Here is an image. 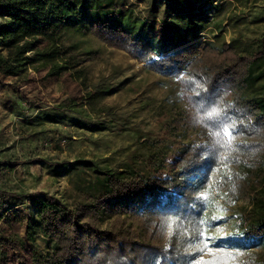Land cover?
Returning <instances> with one entry per match:
<instances>
[{"label":"trees","instance_id":"trees-1","mask_svg":"<svg viewBox=\"0 0 264 264\" xmlns=\"http://www.w3.org/2000/svg\"><path fill=\"white\" fill-rule=\"evenodd\" d=\"M221 1L0 0V86L25 62L50 64L49 78L80 76L89 52L61 42L71 30L91 32L147 69L178 80L188 108L166 125L168 136H198L172 160L164 141L151 140L141 163L133 156L132 165L119 169L34 158L29 144L23 161L0 150V264H264V33L241 34L221 46L207 41L206 34L218 38L211 29L222 32ZM254 19L264 21V11ZM95 90L87 97L91 104L113 88ZM29 110L19 106L16 112L22 117ZM36 112V120L25 116L23 125L36 143L61 133V125L105 128L92 124L74 99ZM38 120L59 126L39 129ZM61 137L56 148L68 139ZM39 162L54 176L88 170L89 177L75 184L79 198L33 194L11 180L19 167ZM239 202L248 205L230 216L218 213V205L229 210ZM20 208L31 212L23 242L2 227ZM218 226L228 233L217 232ZM26 243L28 256L21 253ZM211 246L219 251L203 257Z\"/></svg>","mask_w":264,"mask_h":264},{"label":"rangeland","instance_id":"rangeland-1","mask_svg":"<svg viewBox=\"0 0 264 264\" xmlns=\"http://www.w3.org/2000/svg\"><path fill=\"white\" fill-rule=\"evenodd\" d=\"M220 3L222 9L217 18L223 24L222 32L211 29L218 38L214 41L213 33L206 34L207 41L211 40L216 46H221L241 34L257 38L264 33V21L253 23L254 18L264 11V0H222ZM231 18H236L238 24H232ZM65 35L62 45L73 47L78 53L89 52L84 55L87 60L81 66L83 74L79 76L66 72L49 78L50 64L40 62L31 65L25 62L18 68V76L3 79L0 86V150L9 149L23 161V146L29 144L34 158L48 156L53 161L70 162L90 160L100 167L119 169L125 164H131L133 156H137L136 161L139 163L146 143L151 140L164 141L163 145L171 151L169 160L184 144L196 140L198 136L193 132L187 133L182 139L168 136L166 125L178 112L188 108L178 80L147 69L145 63L137 61L123 50L111 48L91 32L82 35L71 30ZM28 56L33 55L31 53ZM101 86H111L113 90L110 95L91 104L90 99H87L88 94ZM70 99L84 105L92 124L103 122L105 128L93 131L38 120L35 123L39 129L54 131L57 128L55 126H59L61 133L48 134L38 143L27 138L29 132L25 131L23 125L28 118L35 121V115L39 113L36 111L51 110ZM28 103L33 105L28 107ZM19 106L21 110L33 108L25 113L28 118L17 114ZM65 134L68 139L60 141L59 148H56L55 140H60ZM172 166L173 163H169L166 169ZM81 169L72 171L70 175L54 176L45 164L39 162L19 167L18 173L12 175L11 180L30 193H48L72 202L80 196L75 188L76 182L91 174ZM247 205L239 202L229 210L218 205V213L230 216L235 208ZM14 212L16 216L11 217L8 223H3L2 227L8 236L17 237L23 242L31 212L25 208ZM10 214L13 216L12 212ZM228 231L225 226L217 228V232L222 234ZM29 250L27 244V248L21 250L22 255L28 256ZM218 251L219 248L211 246L202 256L210 257Z\"/></svg>","mask_w":264,"mask_h":264}]
</instances>
